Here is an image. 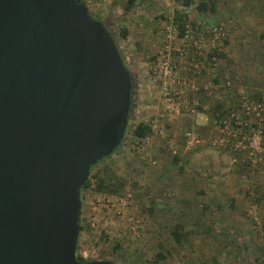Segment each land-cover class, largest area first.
Returning a JSON list of instances; mask_svg holds the SVG:
<instances>
[{"label":"rangeland","instance_id":"374dc122","mask_svg":"<svg viewBox=\"0 0 264 264\" xmlns=\"http://www.w3.org/2000/svg\"><path fill=\"white\" fill-rule=\"evenodd\" d=\"M184 1L136 0L127 9L126 0H83L113 34L133 83L122 144L80 194L76 254L85 261L264 264V0ZM200 2L207 11L197 10ZM175 10L187 14L183 38ZM215 27L221 34L213 42ZM162 57L181 77L197 64V84L211 83V95L177 79L167 90L154 82L151 68ZM140 122L156 126L149 144L132 135ZM188 131L198 141L190 147ZM93 176L105 181L104 191Z\"/></svg>","mask_w":264,"mask_h":264},{"label":"water","instance_id":"95a60500","mask_svg":"<svg viewBox=\"0 0 264 264\" xmlns=\"http://www.w3.org/2000/svg\"><path fill=\"white\" fill-rule=\"evenodd\" d=\"M132 78L81 0H0V264L82 262L81 187L120 146Z\"/></svg>","mask_w":264,"mask_h":264},{"label":"built area","instance_id":"2783aa9c","mask_svg":"<svg viewBox=\"0 0 264 264\" xmlns=\"http://www.w3.org/2000/svg\"><path fill=\"white\" fill-rule=\"evenodd\" d=\"M220 34H221V28H212L210 30V36L212 38V41H218L220 39ZM184 35L182 37L179 38H183ZM187 36H185L186 38ZM197 56L198 58L202 56L201 51L199 50L197 52ZM212 60H214V58H212ZM195 69L193 70V72L189 73L186 72L185 76L181 77L179 72L177 73V68L176 65L174 63H172L171 60H169L167 57H162L157 59V62L153 64L152 68H151V76L153 77V81L156 83H160L162 85H164V89L167 90V81H172L175 82V79H177L176 84H180V81H185L188 82V84L191 87V92L193 93H197V92H201L204 93L206 95H211V91L210 89V84H205L203 86H198L197 81L199 78V74L201 73V71L198 69V65H194ZM179 75V76H178ZM184 82V83H185ZM177 86V85H176ZM174 88L176 89V87L174 86ZM167 94V92H166ZM169 95V93H168ZM173 96L176 98H180L183 96V91L182 89L178 88L175 91H173ZM188 97V95H186ZM262 107H264V103H262ZM198 110V102L194 101L193 106H192V112H196ZM159 116H163V114H160ZM164 117V116H163ZM218 123V127H224V125L226 124L227 120H224L223 118V113L219 112L217 115V121ZM222 132V131H221ZM156 133V126H152L151 125V133L146 136L143 139H137L138 141H141L142 143H148L150 142V139L152 136H154ZM185 138L187 140V146H193L195 144L198 143L197 140H195V137L193 135L192 132H185ZM138 141L135 142V144L140 145L138 143ZM140 142V143H141ZM254 146L255 148L259 149V151H261V148L259 147V145L257 146V143L254 141ZM172 146H170L169 148L172 150L171 153L173 155H176L177 152L176 150H174L173 148H171Z\"/></svg>","mask_w":264,"mask_h":264},{"label":"trees","instance_id":"16d2710c","mask_svg":"<svg viewBox=\"0 0 264 264\" xmlns=\"http://www.w3.org/2000/svg\"><path fill=\"white\" fill-rule=\"evenodd\" d=\"M83 1V0H81ZM127 2V9H130L132 8V6L134 5V3L136 2V0H126ZM191 5V0H185L183 2V6L184 7H189ZM208 5L205 3V2H200L197 6V10L199 12H205L208 10ZM94 16V15H92ZM96 20L100 21L99 19H97L96 17H94ZM187 19V14L183 11V10H175L174 11V15H173V24L176 25L177 29H178V37H182L185 33V28L183 26V23L185 22V20ZM104 24V26L107 28V30L109 31L110 35L112 36V38L114 39V36L113 34L110 32L109 28L107 27V25L103 22V21H100ZM127 37V32L126 31H121V38L122 39H125ZM115 40V39H114ZM123 60V59H122ZM133 93V91H132ZM131 102H132V95H131ZM132 105V103H131ZM131 117V114L129 113L128 115V121ZM127 130V129H126ZM151 133V126L146 124V123H143V122H140L138 123L134 129L132 130V135L133 137L137 138V139H143L145 138L146 136H148L149 134ZM122 144V143H121ZM120 144V146H121ZM120 146L113 152L115 153L119 148ZM108 158V157H106ZM106 158H103L101 161L97 162L96 165H94L91 170H90V177L88 178V180L83 184V186L81 187V192L86 190L89 185H90V178L92 177L91 175V172L94 170V168L100 163L102 162L103 160H105ZM177 160V158H175ZM94 179L96 180V187H97V191L99 192H102L104 191L107 186L105 187V181L100 179V178H97L96 176H93ZM79 224H80V218H79ZM82 230L81 228V224H80V231ZM172 237L176 240V241H180L181 238L180 235L178 234L177 231H173L172 232ZM77 258L82 261V262H86L85 260H83L80 256L77 255Z\"/></svg>","mask_w":264,"mask_h":264}]
</instances>
